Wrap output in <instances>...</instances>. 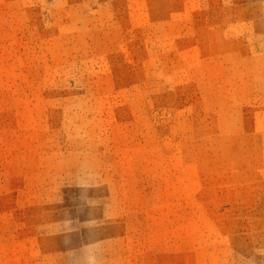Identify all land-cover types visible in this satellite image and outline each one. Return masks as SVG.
<instances>
[{"label":"rangeland","instance_id":"1","mask_svg":"<svg viewBox=\"0 0 264 264\" xmlns=\"http://www.w3.org/2000/svg\"><path fill=\"white\" fill-rule=\"evenodd\" d=\"M0 264H264V0H0Z\"/></svg>","mask_w":264,"mask_h":264}]
</instances>
